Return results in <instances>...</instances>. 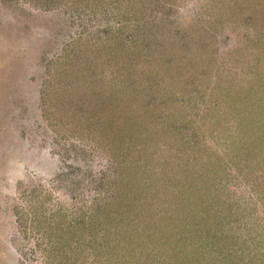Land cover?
<instances>
[{"label":"rangeland","instance_id":"1","mask_svg":"<svg viewBox=\"0 0 264 264\" xmlns=\"http://www.w3.org/2000/svg\"><path fill=\"white\" fill-rule=\"evenodd\" d=\"M0 264H264V0H0Z\"/></svg>","mask_w":264,"mask_h":264}]
</instances>
